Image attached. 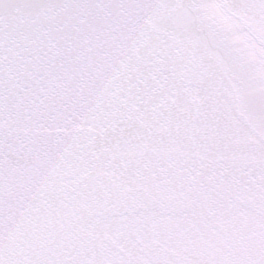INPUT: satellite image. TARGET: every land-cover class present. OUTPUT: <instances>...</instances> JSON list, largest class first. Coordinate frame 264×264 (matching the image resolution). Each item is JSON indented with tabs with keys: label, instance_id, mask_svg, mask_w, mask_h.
Wrapping results in <instances>:
<instances>
[{
	"label": "snow or ice",
	"instance_id": "1",
	"mask_svg": "<svg viewBox=\"0 0 264 264\" xmlns=\"http://www.w3.org/2000/svg\"><path fill=\"white\" fill-rule=\"evenodd\" d=\"M0 264H264V0H0Z\"/></svg>",
	"mask_w": 264,
	"mask_h": 264
}]
</instances>
